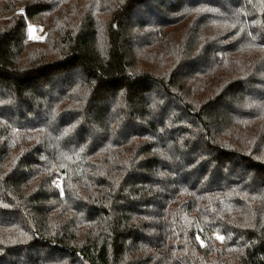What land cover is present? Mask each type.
Masks as SVG:
<instances>
[{
  "label": "trees",
  "instance_id": "obj_1",
  "mask_svg": "<svg viewBox=\"0 0 264 264\" xmlns=\"http://www.w3.org/2000/svg\"><path fill=\"white\" fill-rule=\"evenodd\" d=\"M0 264H264V0H0Z\"/></svg>",
  "mask_w": 264,
  "mask_h": 264
},
{
  "label": "rangeland",
  "instance_id": "obj_2",
  "mask_svg": "<svg viewBox=\"0 0 264 264\" xmlns=\"http://www.w3.org/2000/svg\"><path fill=\"white\" fill-rule=\"evenodd\" d=\"M44 37L43 27L36 25H29L28 28V38L32 39H42Z\"/></svg>",
  "mask_w": 264,
  "mask_h": 264
},
{
  "label": "snow or ice",
  "instance_id": "obj_3",
  "mask_svg": "<svg viewBox=\"0 0 264 264\" xmlns=\"http://www.w3.org/2000/svg\"><path fill=\"white\" fill-rule=\"evenodd\" d=\"M220 239H223V237H219Z\"/></svg>",
  "mask_w": 264,
  "mask_h": 264
}]
</instances>
